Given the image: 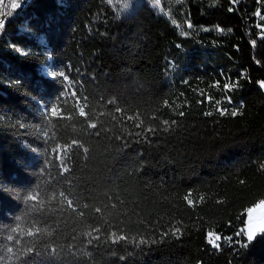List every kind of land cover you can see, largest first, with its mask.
Masks as SVG:
<instances>
[{"label": "trees", "instance_id": "1", "mask_svg": "<svg viewBox=\"0 0 264 264\" xmlns=\"http://www.w3.org/2000/svg\"><path fill=\"white\" fill-rule=\"evenodd\" d=\"M118 1L0 0V264H264V0Z\"/></svg>", "mask_w": 264, "mask_h": 264}, {"label": "snow or ice", "instance_id": "2", "mask_svg": "<svg viewBox=\"0 0 264 264\" xmlns=\"http://www.w3.org/2000/svg\"><path fill=\"white\" fill-rule=\"evenodd\" d=\"M157 3H158V0H157ZM232 3L233 4L238 3V0H232ZM13 7L14 8L15 7H19V5L18 4H13ZM257 15H261V14L258 12ZM261 19L264 20V15H261ZM3 26H4L3 25V21L0 20V28H3ZM188 27L191 28L192 25L189 24ZM216 30L217 31H223V29H219V28H217ZM261 30H262V34H264V25H261ZM65 79H67V77H65ZM258 83H259V87L261 89H264V80H261ZM238 86L239 85L237 83H235V82H230V83H227V84L223 85L225 90H231V89H234V88H236ZM72 96L75 98L76 97V93L73 92ZM209 100H211V97H209ZM75 106H76L77 114L80 117H82V118H87L88 113H87L86 109H87L88 105H87V102H86V98L83 100V102H82L81 99H76L75 100ZM117 111L119 112V111H122V110L118 108ZM218 111L220 112L221 115L228 114L227 110L224 109V108H220V109H218ZM239 113H240V109L236 108V109H233L230 112V115L237 116V115H239ZM50 115L52 117L69 118V119L71 118V117H64L62 115V113L60 112V109L57 108V107H53V108L50 109ZM208 115H211V113H208ZM164 123H165V125L168 124L167 121H164ZM88 126L91 127V128H95L96 124L95 123H90ZM139 126L140 125H137V127H139ZM148 131H155V130L154 129H148ZM76 143H77V141H73V144H76ZM85 151H87V150L85 149ZM64 167H65V171H67L68 170L67 166L65 165ZM60 196L63 198V203H64V205H66V207L68 209L72 210L73 212H77V206L75 205V203L73 202L72 199H70L64 193H60ZM28 199L30 201H35V202L39 203L41 206H43V204H44V201L43 200H39L38 199V195H36V194L29 196ZM53 199H55L54 196L48 198L49 202L51 200H53ZM186 199H187V197H186ZM187 203L189 205H193L194 204V202L191 199H187ZM96 211L100 212L101 209L97 208ZM78 214L81 217L84 215L83 212H79ZM247 216H248L247 227L245 229V233H242V234H246L247 241L250 243L259 234H264V199H261L258 203L254 204L252 207H249L247 209ZM21 231H24L25 235H27V236H36V235H39L41 233L50 235V233H47L45 229L37 228L35 226H33V228L28 229V230L21 229ZM92 231L93 232H98L99 229H93ZM178 232H179V229H174L173 230V234L174 235L177 234ZM84 235H86L88 237H92V232H86V233H84ZM115 235L116 234L113 233V236H115ZM208 236H209V243L213 244V246L218 247L219 245L216 244V241H219L221 239V237L220 236H214V234L211 233V232L208 233ZM8 239L10 241H12L14 238L12 236H9ZM124 239H126V237L122 236V235L117 237V240H124ZM114 242H116V241H114ZM140 242L144 243L145 241H140ZM245 246H247V245H245ZM27 251L29 253H31L33 251V249L32 248H28ZM7 252L11 254L13 252V249L11 247L7 248Z\"/></svg>", "mask_w": 264, "mask_h": 264}, {"label": "rangeland", "instance_id": "3", "mask_svg": "<svg viewBox=\"0 0 264 264\" xmlns=\"http://www.w3.org/2000/svg\"><path fill=\"white\" fill-rule=\"evenodd\" d=\"M139 3V0H123V1H118L116 2L115 6L116 11L120 14L123 15H128L130 13L133 12V10L136 8L137 4ZM42 73H44L45 75H49V71L46 68H42L41 69ZM264 91V89H263ZM247 223H248V216H247V221H246V226L245 229L247 227Z\"/></svg>", "mask_w": 264, "mask_h": 264}]
</instances>
